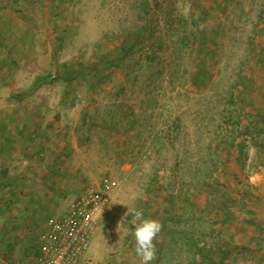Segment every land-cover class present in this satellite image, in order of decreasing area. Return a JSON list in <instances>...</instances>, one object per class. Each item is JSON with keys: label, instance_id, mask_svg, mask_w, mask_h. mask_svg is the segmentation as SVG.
<instances>
[{"label": "rangeland", "instance_id": "374dc122", "mask_svg": "<svg viewBox=\"0 0 264 264\" xmlns=\"http://www.w3.org/2000/svg\"><path fill=\"white\" fill-rule=\"evenodd\" d=\"M9 4L0 0V14ZM25 5L23 13L36 12L31 21L9 12L34 34L30 49H11L16 64L0 82L3 141L30 150L12 173L28 159L56 160L59 181L83 184L73 199L110 185L85 264H141L134 207L163 226L151 264H264V0ZM143 23L145 37L99 89L82 79L40 81L54 69L53 27L65 31L55 53L62 63L91 60L100 41L116 52ZM196 246H209V259Z\"/></svg>", "mask_w": 264, "mask_h": 264}, {"label": "crops", "instance_id": "0c3cea01", "mask_svg": "<svg viewBox=\"0 0 264 264\" xmlns=\"http://www.w3.org/2000/svg\"><path fill=\"white\" fill-rule=\"evenodd\" d=\"M3 135L0 119V264H34L47 230V218L55 208L65 207L83 184H70L67 176L59 181L57 174L64 170L56 160L49 166L36 165L35 159H28V166L12 173L11 167L19 156L30 150L17 152L11 143H4ZM12 252L17 254L14 261L10 258Z\"/></svg>", "mask_w": 264, "mask_h": 264}, {"label": "trees", "instance_id": "16d2710c", "mask_svg": "<svg viewBox=\"0 0 264 264\" xmlns=\"http://www.w3.org/2000/svg\"><path fill=\"white\" fill-rule=\"evenodd\" d=\"M9 3V5L2 7V14H0V82L3 81L2 79L4 78H6V80L8 79L11 75L12 67L16 64V62L8 56L12 51L11 49H30L32 46L30 36L34 34V30H30L32 28L28 27L27 22H17L13 19V13L19 16L24 12L26 8L25 0H9ZM33 11L23 13L21 21L25 19H30L31 21L36 14V12H34V14ZM9 12L13 13L10 14ZM14 24L15 26H20V28H18L20 31H14ZM148 28L149 25L143 23L139 28L127 32L121 38L116 52L110 51L107 47V43L100 41L95 45L94 57L91 60L84 61L75 59L72 62L59 63L57 62L55 53L61 46L65 31L64 29L59 30L58 26L53 27L52 29L55 37L53 42L52 64L54 65V69L48 76L41 77L40 81H44L48 77L52 80L59 79L70 86L73 85L74 81L82 79L88 83L92 91L99 89L107 78L108 70L134 51V47L145 37V31H147ZM15 41H19L21 46L13 44ZM4 69L8 73H5L6 71L4 72ZM25 94L27 93L23 91H16L13 93L16 98H22ZM195 249L202 257L209 259V246H196ZM221 259L224 260V254L221 256ZM260 259L264 260V255L260 257Z\"/></svg>", "mask_w": 264, "mask_h": 264}, {"label": "built area", "instance_id": "2783aa9c", "mask_svg": "<svg viewBox=\"0 0 264 264\" xmlns=\"http://www.w3.org/2000/svg\"><path fill=\"white\" fill-rule=\"evenodd\" d=\"M113 191L89 190L72 199L63 215L48 219L45 239L34 264H85L102 214Z\"/></svg>", "mask_w": 264, "mask_h": 264}, {"label": "clouds", "instance_id": "9594fccd", "mask_svg": "<svg viewBox=\"0 0 264 264\" xmlns=\"http://www.w3.org/2000/svg\"><path fill=\"white\" fill-rule=\"evenodd\" d=\"M135 239V253L141 264H151L156 259L157 247L155 240L162 230L160 220L145 217L143 209L132 208Z\"/></svg>", "mask_w": 264, "mask_h": 264}]
</instances>
